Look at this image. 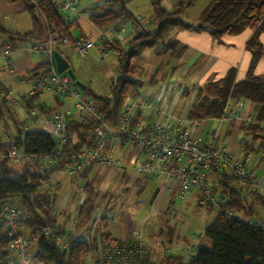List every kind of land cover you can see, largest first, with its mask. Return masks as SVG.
<instances>
[{"label":"trees","instance_id":"1","mask_svg":"<svg viewBox=\"0 0 264 264\" xmlns=\"http://www.w3.org/2000/svg\"><path fill=\"white\" fill-rule=\"evenodd\" d=\"M21 1L31 17V29L20 35L8 33L0 28L1 32L9 36L10 41L14 35L25 40L43 41L49 32L72 39L69 30L75 21L60 18L51 0H37V6L32 5L29 0ZM161 2L162 0H150V29L145 28L144 22L138 20L125 6L126 3L119 0H115L114 7H102L98 12L88 14V20L96 27L129 24L134 33L124 43L114 38L105 39L100 44L102 51L112 50L115 53L117 74L110 84L108 95H98L86 86L81 90L83 96L93 100L104 120L113 121L128 98L131 80L126 75L131 70L132 59L149 47H153L156 53H176L179 42L169 37L172 29L179 27L205 31L217 42H220L224 35H236L250 29L252 34L245 47L251 53V61L245 76L236 79L234 70L229 69L226 75L215 83L214 94L201 103L197 101L196 107L205 108L206 115L221 117L230 99L243 98L255 103L258 106L255 119L250 122L241 121L238 126L250 136V141L259 140L264 148V74L256 75L252 71L256 60L264 54V46L258 40L259 34L264 32V0H208L194 24L186 22L183 16L197 0H176L171 9H165ZM54 48L61 53L56 44ZM7 92V87L0 82V101L5 99ZM31 100L29 98L25 101L26 107H30ZM92 129L91 121L68 122V140L62 152L76 153L90 148L95 140ZM15 139L18 147L29 154L46 155L52 153L55 148L50 134L41 130L25 131ZM3 148L0 146V151ZM62 163L63 161H59L48 169L38 168L37 164H27L15 171L9 167L6 158L0 159V205L7 197L18 195L22 204L32 211V217L21 222V226L26 228L29 235L39 233L34 260L40 264H84V257L96 249L97 237L103 235L96 232L91 240L77 242L69 249L68 256L55 248L50 238L42 235L45 228L53 226L55 218L51 210H46L50 205V197L47 192L39 190L40 182L48 178L52 171L61 170ZM89 166L90 164L83 169L80 177H85ZM231 180L238 179L226 171L218 178V212L203 231L209 245L200 243L195 253L186 261L180 257L168 256V264H264V226L253 227L247 221L251 218L264 220V194L249 190L250 201L240 189L230 186ZM84 188L89 192V196L82 204L81 213L86 216L91 207L89 202L92 192L88 184H85ZM253 203L258 204L262 215L259 212L258 216L253 210ZM233 213H241L245 219L237 218ZM6 256L7 239L0 234V264L5 263Z\"/></svg>","mask_w":264,"mask_h":264},{"label":"built area","instance_id":"2","mask_svg":"<svg viewBox=\"0 0 264 264\" xmlns=\"http://www.w3.org/2000/svg\"><path fill=\"white\" fill-rule=\"evenodd\" d=\"M60 18L69 21V14H86L79 0H51ZM126 3L128 0H119ZM37 6V0H29ZM115 0H98L88 12H98L102 7H112ZM114 7V6H113ZM140 20V17L136 15ZM152 19V18H151ZM126 25H109L101 32L95 41L87 36L72 40L79 55L83 56L87 49L95 42L102 43L107 34L118 38L126 32ZM144 27L147 25L144 23ZM69 43L70 39L49 32L43 41H34L30 49L41 57L42 68L33 75L34 84L30 95H36L45 88H52L57 96L70 98L78 110L81 123H93L92 134L94 143L88 149L76 153L62 152L68 140L67 124L71 112L66 108L63 112L51 111L46 119L48 130L56 137L55 148L52 153L36 155L24 152L17 145L13 136L0 134V159L6 158L21 166L37 164L38 168H46L63 161L61 169L72 177L78 178L87 165L119 166L121 159L112 157L106 150L107 143L114 137L118 138L126 149L137 148L140 158L133 170L137 176L153 175L159 180H168L166 192L175 190L177 198L193 190L198 191L197 204L219 208L218 178L228 170L240 181L248 184L251 191H264V177L256 175L251 165V151L246 149L241 141V152L235 153L227 146L218 145L216 130H211L206 136L197 134L201 122L197 120L183 121L180 115H166L163 120L155 123H143L140 112L147 113L151 104L134 97L125 102L118 117L113 121H106L91 98L83 96L81 89L65 73H58L55 69L52 51L56 42ZM0 71L10 72L14 68L12 49L8 42L0 44ZM25 99L21 101L15 97L10 101L25 110ZM245 99H235L226 104L223 117L237 122H250V118L241 117V109ZM46 210H51L48 206ZM100 213L95 211L90 222L83 231L74 233L73 222L68 227L54 223L51 228H45L42 235L50 238L52 244L59 251L68 256L69 249L79 241H89L96 234L97 220ZM32 211L22 204L18 195L7 197L0 205V234L7 239V256L4 264H40L34 260L37 250L39 233L22 234L19 232L21 222L30 219ZM253 227L264 226L262 219H248ZM96 256L94 264H148V248L140 232L134 230L130 237L115 239L108 235L97 237Z\"/></svg>","mask_w":264,"mask_h":264},{"label":"crops","instance_id":"3","mask_svg":"<svg viewBox=\"0 0 264 264\" xmlns=\"http://www.w3.org/2000/svg\"><path fill=\"white\" fill-rule=\"evenodd\" d=\"M175 1L162 0L161 5L165 9H171ZM93 5L88 6L84 4L82 6L88 10ZM125 6L127 7V5ZM136 15L147 25V28H152L150 22L152 9L150 15L147 17H143L139 13ZM81 16L79 14L68 15L69 21L74 20V24H77V18ZM183 19L188 23L194 24L192 21L186 20L184 16ZM0 28L8 33L20 35L31 29V17L21 0H0ZM97 28L101 29L100 27ZM100 33L97 32L96 34L99 35ZM133 33L134 29L118 38L106 35L105 39L111 40L116 38L121 43H124ZM251 34L252 30L246 29L236 35H224L222 40L217 42L212 40L205 31H195L194 29L179 27L172 29L169 37L179 42L178 49L180 50L177 49L176 53H171L170 51L156 53L153 47L145 48L139 55L132 59L129 74L133 77L132 80L134 81L141 76L140 78L150 85L148 92L152 91L151 85L162 77H168L170 81H178V87L175 89V99L170 106L160 102L166 90L165 84H162L156 94L154 92L152 93L153 99H148L145 96L139 97L137 90L134 89L133 92L129 91L126 101L138 97L151 104V110L147 113L144 110L140 112L139 120L143 123L159 122L168 114L180 115L184 122L190 120L201 122L197 129V134L200 136L204 137L209 131L216 130V138L214 141L218 145L227 146L235 153L241 152L242 141L246 149L250 150L251 148L252 150H250L252 154L251 165L254 173L260 177H264V148L261 147L259 140L254 142L250 141V136L239 128L237 122L223 117L227 109L226 105L221 117L206 115L205 108L196 107V95L201 89L200 87L197 88L198 85L205 86V94L207 95L204 98H210L216 89L215 83L223 78L229 69L234 70L236 79H241L245 76L251 61V53L246 49L245 44ZM14 36L13 40L10 41L9 36L0 31V44L4 42L10 44L14 59V68L12 71H0V82L8 89L5 99L0 101V134L16 137L25 131L41 130L49 133L55 142L56 137L49 132L46 122L49 113L51 111L63 112L68 108L71 112L69 122H80L78 110L70 98L57 96L52 88H45L36 95H30L29 91L34 84L33 75L38 74L42 68L41 57L30 49L34 41L25 40L16 35ZM82 36L86 35L83 33L78 35V37ZM258 40L264 46V32L259 34ZM60 51L67 59L62 50ZM252 71L256 75L264 74V54L256 60ZM75 79H77L76 76ZM128 79L131 80V77ZM134 81L129 83L130 87ZM190 82H194L195 85H192L189 91H186V84ZM85 85L87 86V84ZM14 97L19 101L22 99L26 101L31 98L32 100L29 103L30 107H25V110H23L18 105L12 104L10 99ZM232 102L233 99L227 101L228 104ZM257 108L258 106L255 103L250 100H245L241 109V117H249L250 121H253ZM259 149L262 152L260 151L258 155L253 156V151ZM106 150L112 157L120 158L121 165H90L84 178H74L62 169L55 170L48 175V178L40 182L39 190L47 192L50 197L49 206L51 207L52 214H54V223H58L66 228L70 222H73L72 231L78 233L84 230L90 222L92 213L97 211L100 213V216L97 220L96 232L111 236L115 239H123L130 237L131 233L134 230H138V228L135 229L133 223L115 226L112 217L107 220L108 214L102 202L109 195L128 189L131 179L137 176L133 174V170L140 155L137 148L126 149L116 137L107 143ZM49 167L46 168L48 169ZM226 172L229 173L228 170ZM139 177L143 181L150 180L153 182V187L148 196L149 198H147L151 207L155 208V205L159 206L164 199L168 201H171L173 198L177 199L175 190L171 193L165 190L169 185L168 180H159L153 175ZM85 184H88L92 192L89 202L91 207L86 216L81 213L82 204L89 196V192L84 188ZM142 184L146 185L145 182H142ZM255 192L256 194H264L262 190ZM188 194L196 195V205L198 206V191L193 190ZM250 199L251 197L248 195V200ZM255 205L258 204L255 203ZM19 232L25 235L28 234L24 226L19 228ZM177 239L183 242L177 248L180 252L168 254L167 257H180L184 261L183 253H187L193 249L196 250L200 244L196 240L190 241L186 235L179 236L178 234ZM167 257L166 264H168Z\"/></svg>","mask_w":264,"mask_h":264},{"label":"rangeland","instance_id":"4","mask_svg":"<svg viewBox=\"0 0 264 264\" xmlns=\"http://www.w3.org/2000/svg\"><path fill=\"white\" fill-rule=\"evenodd\" d=\"M79 2L80 6L84 4L91 6L97 3L98 0H79ZM207 2L208 0H197V2L186 11L184 18L196 23L200 12L206 6ZM126 5L135 15L139 13L143 17H147L151 13L150 0H128ZM87 15L88 10H86V14L77 18V24H73L70 28L69 32L72 39H70L69 43L62 44L57 41L56 46L62 50L69 60L70 67L74 71L77 80L81 81L83 84H87L92 92L106 96L109 93L110 84L117 74V62L114 52L102 51L100 43L95 42L94 46L87 49L85 54L81 56L72 42L80 33L85 34L91 40L95 41L98 35L96 34L97 32L106 31V27L99 29L93 25L87 19ZM125 27L126 32L124 34L133 30L129 24H126ZM126 77H131V81H134L129 73ZM140 77L132 83L133 85H131L129 91L133 92L135 89L139 97L145 96L150 99L152 98V93L154 92L156 94L162 84H165L166 90L160 102L170 106L175 99V89L178 87V81H170L168 77H162L151 85L152 91L148 92L150 85L145 83ZM192 85H195L194 82L187 83L186 91H189ZM199 87L201 89L197 92L196 100L198 103H201L205 101L204 97L207 94H205L204 85H198L197 88ZM81 94H83V92H81ZM260 151V149L254 150L253 156L258 155ZM8 165L15 171L21 169V165L14 164L11 161H8ZM142 182H145L146 185L142 184ZM229 184L236 189H240L242 193L248 196L250 188L244 181L231 180ZM152 187V181H143L141 177L135 176L131 179L127 190L111 194L102 202L108 214L107 220L112 217L115 226L133 223L135 229H140V235L147 243L148 247V264H166V257L168 254L180 252L177 248L182 245L183 242L177 239L178 234L179 236L186 235L190 241L196 240L200 243L209 245L208 240L203 236V231L218 212L217 208L212 207L208 209L206 206H197L196 195L194 194H186L182 199L173 198L171 201L164 199L159 206L155 205L154 208L150 206L149 200L147 199L149 198L148 196L150 195ZM217 193H220L219 189ZM253 210L258 216L260 213L262 215V210L258 205L254 204ZM233 215L237 218L245 219L241 213H233ZM23 230L25 231V229ZM195 251L196 250L193 249L187 253H183L184 261L190 258ZM95 256V250L89 252V254L84 257V264H94Z\"/></svg>","mask_w":264,"mask_h":264},{"label":"water","instance_id":"5","mask_svg":"<svg viewBox=\"0 0 264 264\" xmlns=\"http://www.w3.org/2000/svg\"><path fill=\"white\" fill-rule=\"evenodd\" d=\"M52 56L54 59L55 69L58 73L65 72L72 80L73 83L81 90H84L86 85L81 81L75 79V74L72 68L69 66L68 60L56 49H53Z\"/></svg>","mask_w":264,"mask_h":264}]
</instances>
